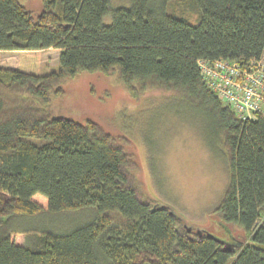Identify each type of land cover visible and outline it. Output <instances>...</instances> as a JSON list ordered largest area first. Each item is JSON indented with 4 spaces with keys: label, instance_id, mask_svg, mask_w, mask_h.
<instances>
[{
    "label": "trees",
    "instance_id": "trees-1",
    "mask_svg": "<svg viewBox=\"0 0 264 264\" xmlns=\"http://www.w3.org/2000/svg\"><path fill=\"white\" fill-rule=\"evenodd\" d=\"M158 1L42 0L33 14L20 0H0V52L19 51L16 68L0 65V227L15 213L97 212L68 233L43 232L34 245L0 234V264H264V116L238 115L197 67L199 58L258 60L264 0H190L194 23L165 11L163 0L155 11ZM50 47L59 49V66L41 74V50ZM80 71L116 73L134 98L174 93L216 120L229 182L206 228L219 237L230 230L239 247L188 232L174 208L141 191L124 139L52 109V96Z\"/></svg>",
    "mask_w": 264,
    "mask_h": 264
},
{
    "label": "rangeland",
    "instance_id": "rangeland-1",
    "mask_svg": "<svg viewBox=\"0 0 264 264\" xmlns=\"http://www.w3.org/2000/svg\"><path fill=\"white\" fill-rule=\"evenodd\" d=\"M189 1L163 0L162 8L169 13H184L194 23L196 14ZM20 2L33 14L42 9V0ZM109 2L113 7L130 4V0ZM160 2L153 4L155 11L160 10ZM110 21V15L103 17L104 23ZM58 55L59 49L54 47L41 50V74L58 69ZM18 59L17 50L0 52L4 68H16ZM51 103L57 112L94 120L106 132L124 139L137 161L135 175L140 190L170 205L186 223L205 228L209 225V213L220 204L228 185L229 168L216 120L202 107L162 90L145 91L134 98L116 73L100 71H80L65 79L62 94L52 96ZM27 140L37 144L43 141L32 137ZM32 198L47 207L41 194ZM110 214L121 218L116 210ZM96 216L94 206L35 215L15 213L3 220L0 234L14 233L12 237L20 243L34 245L43 232L68 233Z\"/></svg>",
    "mask_w": 264,
    "mask_h": 264
},
{
    "label": "built area",
    "instance_id": "built-area-1",
    "mask_svg": "<svg viewBox=\"0 0 264 264\" xmlns=\"http://www.w3.org/2000/svg\"><path fill=\"white\" fill-rule=\"evenodd\" d=\"M201 80L242 117L264 116V54L245 64L226 58H199Z\"/></svg>",
    "mask_w": 264,
    "mask_h": 264
},
{
    "label": "water",
    "instance_id": "water-1",
    "mask_svg": "<svg viewBox=\"0 0 264 264\" xmlns=\"http://www.w3.org/2000/svg\"><path fill=\"white\" fill-rule=\"evenodd\" d=\"M184 227L188 232H190L193 228L195 229V232L201 236L203 232H205L207 235L213 237L217 242L223 244L226 246L228 249H233L234 247H239L243 242L241 240H236L234 236L228 233V237H219L208 231L205 227L203 226H193L189 223H185Z\"/></svg>",
    "mask_w": 264,
    "mask_h": 264
}]
</instances>
